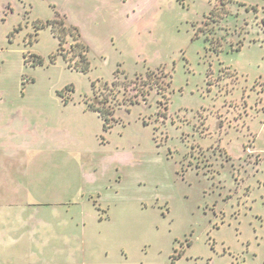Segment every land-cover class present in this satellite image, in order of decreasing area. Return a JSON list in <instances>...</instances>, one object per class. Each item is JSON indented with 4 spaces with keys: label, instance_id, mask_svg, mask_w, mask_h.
Returning <instances> with one entry per match:
<instances>
[{
    "label": "rangeland",
    "instance_id": "obj_1",
    "mask_svg": "<svg viewBox=\"0 0 264 264\" xmlns=\"http://www.w3.org/2000/svg\"><path fill=\"white\" fill-rule=\"evenodd\" d=\"M0 201L86 205L80 264H264V0H0Z\"/></svg>",
    "mask_w": 264,
    "mask_h": 264
},
{
    "label": "crops",
    "instance_id": "obj_2",
    "mask_svg": "<svg viewBox=\"0 0 264 264\" xmlns=\"http://www.w3.org/2000/svg\"><path fill=\"white\" fill-rule=\"evenodd\" d=\"M6 190V196L9 192ZM33 191L30 195L33 196ZM92 192L83 194L90 202ZM84 198V197H83ZM2 203V201H0ZM43 206H52L62 209L66 204L50 203ZM35 200L31 204L21 207H41ZM20 207V205H15ZM72 214L67 210V221L44 220L42 216L29 215L26 219L15 216L10 218L2 213L0 204V264H80L86 260V253L82 250L84 232L87 228L86 205L72 204ZM24 217V216H23ZM83 235V236H82ZM81 244V245H79ZM81 249V250H80Z\"/></svg>",
    "mask_w": 264,
    "mask_h": 264
},
{
    "label": "trees",
    "instance_id": "obj_3",
    "mask_svg": "<svg viewBox=\"0 0 264 264\" xmlns=\"http://www.w3.org/2000/svg\"><path fill=\"white\" fill-rule=\"evenodd\" d=\"M65 20H66V17L63 16V20H61V27L59 29L60 33L59 31L56 30L55 24L53 25L54 26L53 32L55 33V36L59 39L60 48L62 47V44L65 42V35L66 34L71 35V37L75 41L71 47L74 54L72 57H69L67 54H63L64 59L66 60L67 63H69L70 68L74 67L77 71L86 73L89 68V62L87 58V53L89 50L80 41V35L75 28H72V27L66 28ZM74 58L75 60L78 59V61L75 62ZM36 64H42V60L39 57L36 59ZM157 84L158 83L154 81V79L149 75L148 80H145L142 82V88L144 89H142V91L139 90L138 94L142 93V95L146 97V93L150 95V93L154 90H157L159 93L161 91V88ZM147 88H148V92H147ZM105 91H107V93H102L101 95L96 94V92L94 93L95 95H94L93 102L90 104L91 109L96 110L99 113H102L104 110H107V108L109 107V104L112 101L117 102L118 91H116L115 84L113 85V87H110V88H109V85L106 84Z\"/></svg>",
    "mask_w": 264,
    "mask_h": 264
}]
</instances>
